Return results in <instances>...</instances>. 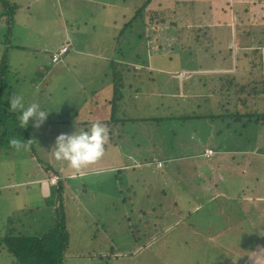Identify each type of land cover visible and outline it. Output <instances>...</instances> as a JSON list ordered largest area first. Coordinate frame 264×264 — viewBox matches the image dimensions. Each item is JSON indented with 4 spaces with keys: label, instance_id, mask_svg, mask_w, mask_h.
<instances>
[{
    "label": "rangeland",
    "instance_id": "obj_1",
    "mask_svg": "<svg viewBox=\"0 0 264 264\" xmlns=\"http://www.w3.org/2000/svg\"><path fill=\"white\" fill-rule=\"evenodd\" d=\"M13 1L19 3L14 7L16 25L14 39L11 38L13 45L5 47L4 33H0V56L2 50L7 49L8 71L5 82L6 86L9 82L11 87L9 97L15 92L23 97L26 105L37 102L47 110L51 108L54 116L59 118L65 115L63 112L67 109L68 99H79L75 94L83 87V82L98 85L95 77L102 74L105 66L98 62L96 58L100 56L97 54H110L112 46L125 42L127 48L131 49L128 58L131 62L119 58L115 60L117 68L114 71L116 69L121 76L113 71L112 75H106L101 99L106 95L104 92L110 96L111 86L119 84L117 78L124 86V91H129L128 86L134 88L140 79L144 98L152 103V99L155 101L152 90H156L155 102L159 101L160 105L157 110L149 105L137 106L140 101L131 94L134 89L127 95L123 93L129 100L123 104L125 116H129L132 122L116 127L124 129L122 135L114 134L112 137L117 145L107 143L100 159L78 171L55 161L50 148L59 134L87 128L95 122L92 120L79 128L72 127L70 120L61 123V126L55 125V130L48 126H32L31 132L37 140L36 157L40 162L36 157L26 155L25 148L0 151L1 236L18 233L38 236L54 226L57 205L51 203L56 196H49L52 191L45 182L57 176L55 188L61 182L62 204L70 235L62 264H243L246 260L248 264H254L262 260L264 212L261 214L260 211L264 210V203H261V210L251 227V221L241 205L244 199L239 201V197L236 198L238 193L233 188L230 189L231 200L212 199L211 196L219 193V190L214 187L213 179L193 182L191 179L201 177L196 173L197 169L188 170L191 181L188 180L186 188L181 182L183 176L172 179L169 176H177L176 173L167 174L169 176H165L164 188L168 184L171 187L163 195L159 189L161 180H154L158 177L152 175V160L165 159L162 155L164 152L182 146L185 151L173 155L180 158L179 162L182 163L183 155L201 153L204 150L202 143L209 148L215 139L222 148L211 166L219 174L236 170L234 159H240L241 154L243 158L240 163H243L244 159L258 152L251 165L254 170L260 159L264 158V119L246 127L241 124L246 122L244 118L235 122L229 120L230 139L228 133L223 131V136L218 135L220 125L215 126L209 118H204L208 110L230 114L248 112L241 101L245 98L243 88L239 89L242 93L238 94L234 92L233 86L223 92L220 88L229 84L231 75H237L235 82L238 86L247 83L245 89L248 92L257 88L252 81L264 79V67H260L261 57L251 56V52L249 55L253 58L249 62L250 58L243 56L244 51H253L256 46L264 45V0H170L168 3L156 0L154 8L158 19L154 24L151 0L143 13L146 20L138 18L137 23L132 22L133 25L127 27L125 33L124 23L143 0H93L90 8L92 18L86 10L89 4L80 3L79 0H46L40 3V0ZM165 4L171 7L167 8V5L169 11L162 13ZM80 8L86 10V17L89 16L85 25L79 17L61 16L68 11L70 15H75ZM28 13L33 17H29ZM212 17H217L218 21ZM3 20L0 19V31L5 27ZM66 42L72 45L69 55L55 68L43 52L48 49L55 51ZM259 48L263 54L264 49ZM134 55H138L139 59L133 58ZM65 64L69 65L68 71L62 67ZM120 65L127 69L136 68L135 76L137 73L138 76L131 80L128 70ZM39 66H43V71L37 69ZM138 69H141L140 72ZM104 71L108 73L106 68ZM129 73L133 77V71ZM109 80L111 86L107 83ZM186 97L188 100H185ZM257 97L261 100L264 90ZM246 103L251 106L254 104L250 101ZM257 103L249 109L262 112L264 103ZM198 104L199 108L196 107ZM87 106L82 99L69 104V107L78 111V114H74L79 115L74 119L75 123L78 120L85 123ZM157 114L168 119H164L163 124L160 122L152 126V121L147 118ZM194 116L200 117L196 121L192 118ZM177 119L181 123L180 129L176 127ZM116 128L113 133L117 131ZM225 147L237 153L227 154ZM204 152L207 157L213 154L212 151L211 154ZM154 161L159 172H166L163 162ZM258 172L256 180H248L249 187L264 179V165ZM224 187L219 185L221 192L227 195L229 191ZM251 189L264 195L262 185H253ZM205 190L210 193L202 194ZM241 190L244 193L247 189L242 187ZM199 192L201 194L198 196ZM152 203L156 206L153 212ZM244 206L248 209L249 202H244ZM153 223L156 231L152 230ZM166 224L171 229L161 231ZM185 224L193 226L194 231L205 236V239L193 236L192 229L185 231L189 228ZM253 246L255 255L259 254L261 259L256 260L249 255ZM6 255L0 254V264H11Z\"/></svg>",
    "mask_w": 264,
    "mask_h": 264
},
{
    "label": "trees",
    "instance_id": "obj_2",
    "mask_svg": "<svg viewBox=\"0 0 264 264\" xmlns=\"http://www.w3.org/2000/svg\"><path fill=\"white\" fill-rule=\"evenodd\" d=\"M150 1L151 0H143L141 5L139 7H137L134 10V12H132V16L130 17V19L126 23H124V25H125L123 27L124 33H125L127 27L130 28L133 25V24H131L132 22L135 21L134 23H137L138 18L143 19V21L146 20V18H143V13L146 10L147 6L149 5ZM158 1H160V0H158ZM169 1L170 0H164V3H168ZM156 3H157L156 0H152V9H154V10H152V17L151 18H152L153 24L158 19L155 17L157 10H156V7L154 8V5ZM18 4L19 3H16L13 0H0V6L2 7V15L0 16V19L4 18V20H3V21H5L4 22V26H5L4 29H6V31H4V29L2 31H0V33H2V34L4 33L3 40L5 41V47H6V45H9V46L13 45V43L11 42V38L14 39L13 32H14V26L16 25V21H14L15 17H13L14 13L16 12V11H14L15 10L14 7H17ZM167 5L168 4H165L164 8L163 9L161 8L163 10V11L161 10L162 13H165L166 10H168L167 8L171 7L170 5H168V6ZM166 6H167V8H166ZM260 10H261V8H260ZM263 11H264V7H263ZM79 18H77V19L81 20L80 22L83 24H84V22H86V20H88L87 19L88 17H79ZM90 18H92V17H90ZM212 19L214 21H218L217 17H212ZM0 22H2V21H0ZM127 25H129V26H127ZM199 27H201V26H199ZM81 29L84 30L83 28H81ZM84 31H82V32H84ZM130 33H132V31ZM244 33H249V32H244ZM118 38H120V37H118ZM85 39H86V37H85ZM116 44L114 46H112L113 50L110 54H106V57L104 55H103L104 57H101V58H104V59H102L103 61H101V59H98L99 60L98 62L102 63L103 67L105 66L104 69L106 68V70H108V73H105V71L103 69L102 74L95 77L96 78L95 80L98 83L97 86H94V85L88 84V83L86 84L85 82L82 81L84 83L82 85L83 87L81 89H79L80 91L78 90V93L75 94V95H78V98H79L78 100L82 99L83 102H86L88 104V106L86 107L88 111L86 110L87 113H86L85 120L91 119V117H92L91 114H92V112H94L93 110H95V108H96V110L99 109V110L103 111V116L105 119L109 118V117H106L105 113H106V110L108 109V106H111L110 101H109L110 99L107 98V96H106L103 99L98 100L101 98L99 94H101L104 91V86H102V83L106 82L104 79L107 77L106 76L107 74L112 75V73L118 72V71H116V69L114 71V68H117L116 64H115V60L117 58L127 61L129 56L131 55V49L127 48V44L125 42L121 43L120 45L119 44L116 45ZM13 47H20V46L14 45ZM48 47H51V46L48 45ZM259 47H261V49H264V45H259V46H256L253 51L252 50L244 51L243 56H244V58H250L251 56H255L257 58L261 57V60L259 59L261 62L260 67L263 68L264 67V52H263V54H261ZM43 50H44V48H43ZM43 50H41V51H43ZM57 50L51 52V50L48 49V51L43 52L45 55H47V59L50 60V62L55 65V68H57L59 66V64L61 63L60 61H65V59H67L65 57H68L69 51L71 50V47L69 46L66 53H64L63 55L60 56L59 61L52 62V55ZM2 51H3L2 56H0V151H3V150H9L10 151V150H14V149L17 150L16 148H14L13 146H11L8 143L10 138L15 137L17 139H22V141L27 142V146L22 147V148L26 149V151H27L26 155L36 157V152H35L36 143L35 142L37 140H36V137L31 132L32 131V120L30 119L29 120L30 123L28 122V124L24 128H22V126L19 125V123H18V120H19L18 113H12L7 109L11 87L9 86V82H8L7 86H6V82H5L6 81V74L8 71V68H7V66H8L7 49L4 48ZM251 52H252V55L250 56L249 53H251ZM138 57H139L138 55L133 56V58H135V59H139ZM252 58H250L249 62H252ZM133 61H136V60H133ZM43 66H39L37 69L43 71ZM120 66H122V65H120ZM62 67H64V69H66V71L69 70L68 64H65ZM240 69H242V68H240ZM237 74H238V72H237ZM117 76H121V73L118 72ZM235 76H237V75L229 76L231 81L230 82L228 81L229 84L222 85L220 88V91H222V92L227 91L230 86H233V88L235 90L234 92L238 94L239 92L242 93L239 89L243 88L245 90V92H244L245 98L242 100L240 98V100L243 103H245L244 109H248L247 110L248 112L241 113L239 111H236L234 114L233 113L230 114L228 112H223V113L214 112L213 113V112H211V110L206 111L207 115H205L204 118H209L211 121H213L215 123V126L217 124H218V126L220 125L218 128L221 130L219 131V134L216 133L218 135L221 134L223 136V133H229L228 132L229 120H231L232 122H235V121H241L242 118H244L246 120V122L244 121V123H241V124L244 127H246V125L253 124V123L255 124L256 122H258V120L264 119V110L262 112H256L255 109L254 110L249 109L250 107H253L254 105L258 104L257 102H259L261 104L264 103V97L261 100L257 97L258 95L260 96V94H262V91L264 90V79L263 80L261 79L258 82H256L255 80L252 81V84L257 85V88L248 92L247 89H245V87L248 84L246 83L244 86H242L243 84H240L238 86L237 82H235L237 79ZM114 79H116V77ZM114 79H112V80H114ZM117 80H118L119 84L115 83V85H113V86H111L112 84H111L110 80L107 81V83H109V85L111 86V89L113 91V95H112V91H111L110 97L113 96L114 100L116 101V104L114 105L115 111H117L116 109H118V108H122L121 105H123L124 103L129 102V100L124 97V94L127 95L128 93H130L129 91H132V89H133V88L129 87V91H124L123 90L124 86L120 84V80L118 78H117ZM101 86L103 87L102 89H101ZM105 86H108V85H105ZM134 88L135 89L132 91L133 93H131V94H133V96H136V98L139 99L140 103L137 106H140V104H142L143 107L149 105L152 108H155L156 110H157V108H159V105H160V104L158 105L159 101L155 102L156 101V97H155L156 93H154V92L156 90H152V98L154 97L155 101L152 99V103H151V102H148V100L146 98H144L143 94H141V92H143V91H142V86L140 84V79H139V82L135 83ZM149 93H151V92H149ZM93 96H95V97H93ZM220 96H222V94H220ZM246 96H247V99H246ZM248 96H251V97L248 98ZM47 99L50 101L49 97ZM93 99H94V101H93ZM159 99L160 98H158V100ZM78 100H76V98L73 99V101L70 99L67 100L68 106L66 105L67 109L64 108V110L65 109L66 110L63 113H65V115H70V116L60 115V117L58 116L59 118H56V116H54V114L52 113L53 111L51 110V108H49L47 110V109H45V107H43L45 110L50 111L49 114H52V115L51 116L48 115L46 117V120H44V122L41 124V126H48V127H51L53 129L55 125L58 124L61 126V123L65 124L70 120L71 121L70 125L72 127L78 128V125L80 126V124H82V122H80V120H78L79 122L75 123L74 121H76V120L71 119L72 117L73 118L75 117L74 114H78V111L75 110L76 108L72 109V107H69L70 103L76 102ZM130 100H131V98H130ZM185 100H188L187 97L185 98ZM222 100H223V98L218 103L220 104L222 102ZM247 101H250L254 104L251 106L248 103H246ZM196 107L199 108L200 104L196 105ZM263 107H264V105H263ZM69 108H71V109H69ZM118 110H120V109H118ZM224 110L225 109H223V111ZM219 111H221V108L219 109ZM88 116L90 117V119H88ZM199 117L194 116L192 118L196 119V121H197ZM169 118L171 119L170 116H169ZM164 119L167 120L168 118L161 117V115H159V114H157L155 117L152 116L150 118H147V120L152 121V126L159 125L160 122H162V124H163ZM139 120H141V118L135 120V122L139 121ZM147 120H145V121H147ZM87 122L88 121H85L84 124H87ZM95 122H100V121H95ZM119 122L121 124H124L125 122H127V119H123V120H121V119L116 120L115 119L113 121H109V119H107V120H103L100 122V123L108 125V132H109V139H110V143L108 142V144H111V142H113V138H112L113 137V134H112L113 133L112 132V129H113L112 126L113 125L112 124H117ZM29 124H31V125H29ZM54 130H55V128H54ZM222 131H223V133H222ZM230 138H232V137H230ZM220 146H222V145H220ZM220 148H222V147H220ZM36 158L40 162V159L38 157H36ZM45 184H48V187L51 188L52 192L49 193V196L53 197L54 194L56 196V198L54 199V202L51 203L52 205H55V204L57 205L56 209L54 211V213H55L54 226L52 228H50L45 234L38 235V236H33V235L25 234V233H18V234L5 235V236H1V234H0V254H2V253L5 255L7 254L6 256L9 258L8 259L6 258V259L11 264H62L64 261L65 253L69 247L70 235H69V232L67 230L66 213H65V210H64V207L62 204L63 197H62L61 191L63 190V187H62L61 182H60L59 187L57 186L56 188H55L56 185L50 186L47 180H46ZM161 192H163V191H161ZM131 205L134 206L133 203H131ZM155 208H156L155 203H152V212L155 210Z\"/></svg>",
    "mask_w": 264,
    "mask_h": 264
},
{
    "label": "crops",
    "instance_id": "obj_3",
    "mask_svg": "<svg viewBox=\"0 0 264 264\" xmlns=\"http://www.w3.org/2000/svg\"><path fill=\"white\" fill-rule=\"evenodd\" d=\"M43 1H46V0H40L39 1V3L40 2H43ZM79 2L80 3H87V4H89V7L86 9L87 10V12L89 13V15H90V17H92L93 16V13H91L90 12V8H92V5H93V0H79ZM105 4V3H104ZM102 6H103V4H101ZM86 10H84L83 8H80V11L78 12V13H76L75 15H70V13H69V11L68 12H66V13H63V14H61V16L62 17H86L85 15H86ZM29 14V17H33L30 13H28ZM89 17V16H88ZM85 41H86V39H84ZM67 43H69L70 44V47H72V45H71V42H67ZM83 45H85V42L83 43ZM50 48V47H49ZM56 50H57V48H56ZM51 51H54V50H51ZM75 52H77V51H75ZM97 56H100V58H96V59H101V61H103L102 59H104V58H101V57H106V54H104V56L102 55H98L97 54ZM125 62H131V61H129V60H124ZM122 68H124V69H126V70H128V74H129V77H130V79L132 78H135L136 76H138V73H137V75L135 76V73L137 72V70H136V68H125V66H122ZM133 71V77H132V74L131 73H129L130 71ZM139 70V72H140V70L141 69H138ZM131 79V80H132ZM134 81V80H133ZM139 81V80H138ZM80 82H82V81H80ZM124 85H126V84H124ZM128 86V85H127ZM128 87H131V86H128ZM134 87V86H133ZM132 88V87H131ZM79 89V88H78ZM133 89H135V88H133ZM113 92V91H112ZM106 95L104 96V97H106L107 96V98H109L110 100V104H111V106H108V109L106 110V113H105V115H106V117H109V118H107V119H109V121H113V120H118V119H121V120H123V119H127V122L129 123V122H132V119L129 117V116H125V111H126V109L124 110L123 108H124V106L123 105H121V107L122 108H118V109H120L121 110V112H120V110H118V109H116L117 111H115L114 110V105L116 104V101L114 100V97L112 96V97H110L106 92H104ZM100 95V94H99ZM169 95H171V94H169ZM93 97H95V96H93ZM92 97V98H93ZM134 97H132V99H133ZM131 99V100H132ZM136 99V98H135ZM98 100H101V98L100 99H98ZM93 101H94V99H93ZM88 111V110H87ZM87 111L85 112V116H86V113H87ZM94 112H92V114H91V119H92V121H103V120H107V119H105L104 118V116H103V111H101V110H99V109H97L96 110V108H95V110H93ZM78 116L79 115H77V116H75L73 119H76V118H78ZM129 117V118H128ZM82 119V118H81ZM88 119H90V117L88 116ZM90 119V120H91ZM85 121H89V120H85ZM127 122H125V123H127ZM125 123L124 124H121L120 122L119 123H117V124H112L113 126V129H112V132L115 130V128L116 127H118L119 125L120 126H123V125H125ZM84 124V123H83ZM83 124H80V126L78 125V128L79 127H81ZM177 126H179V128L178 129H180V126H181V123H180V120L178 119V120H176V127ZM107 127H108V125H107ZM175 127V129L177 130V128ZM117 129V131H115V133H112L113 135L115 134V135H120V133H121V135L123 134V132H124V129H118V128H116ZM242 135V134H241ZM228 136H229V138L231 137V135H230V132L228 133ZM192 138V137H191ZM191 138H189L190 139V141L192 142V139ZM186 139V138H185ZM231 139V138H230ZM187 140V139H186ZM209 141H210V139H209ZM217 140L215 139V141H214V144L212 145V144H210L209 145V148H206V146L204 145V143H202V145H201V147H202V149H204L205 150V152L206 151H208V150H210V151H212V155L210 156V157H207L206 155L204 156V154H203V151H201V153L200 152H198V153H196V155H191V154H187V155H183L182 156V159H181V161H182V163H180L179 161H180V158H178V157H175V156H173V155H177L180 151H182V150H184L183 148H182V146H178V147H176V145L174 146V148L176 147V149H173V148H171L168 152H164L162 155H163V157L165 158V159H161V158H159V159H154V160H160L161 162H163V164H165V170H166V172H159V170L160 169H158L157 167H156V165H155V163H153V162H155L154 160H152V175H153V177H154V175L155 176H157L158 177V179H154V180H156V181H159V180H161V186L159 187V189L161 190V191H163L162 192V194L163 195H166V191H170V187H169V184L167 185V188L165 187L164 188V180H166V178H165V176H169V175H167V174H174V173H176V175L177 176H173V177H171V176H169L170 178H172V179H178L180 176H183L184 178H182V177H180V178H182L181 179V182H182V184H183V187L184 188H186V186H188V184H189V181H191V180H193V182H197L198 181V179H207V180H209V179H213L214 180V183H215V185H214V187H216V188H218V192L219 193H217V194H215L214 196H211V198L212 199H216V198H226L227 200H231L232 198H231V194H230V189H234L235 190V192H237L238 194H236V198H238L239 197V201H241L242 199H244V200H242L243 202L241 203V202H239V203H241V205L243 206V208L245 209V213L247 214V216H248V218L250 219V223H251V227L253 226V221L254 220H256V219H254V218H256L257 217V214H258V212L261 210V203H264V195H262L261 193H259V192H255L254 190H252L251 188H252V186L253 185H259V186H261L262 185V189H263V191H264V179L263 180H261V182L260 183H255V184H253L251 187H249V184H248V180L250 181V182H252L253 180H256V178H258L259 177V169L261 168V166H263L264 165V158L263 159H260V162H258V166H255V170H254V166H251L252 164H253V162H254V160L257 158V156L256 155H259L258 154V152H256L255 154H251L250 156H249V158L247 159V160H245L244 159V161H243V163H240V160L243 158V155L241 154V158L240 159H234V161H235V168H237L236 170H233V172H222L223 174H219V172L216 170V169H214V166H211V164L212 163H214V158L218 155V153L221 151L220 149V145L219 144H217ZM109 143H110V140H109ZM111 144H113L114 146H116L117 145V141H115V140H113V142H111ZM110 144V145H111ZM217 144V145H216ZM251 144V143H250ZM187 146H188V144H187ZM186 146V147H187ZM172 147V146H171ZM182 149H181V148ZM173 149V150H172ZM152 151H155V150H152ZM161 151V150H160ZM159 151V152H160ZM185 151V150H184ZM224 151H225V153H227V154H230V153H232V154H234L235 155V153H237L235 150H229V149H227L226 147H225V149H224ZM175 152V153H174ZM204 152V153H205ZM239 153H242V152H239ZM203 154V155H202ZM208 158V159H207ZM194 160H196V161H194ZM198 160V161H197ZM123 165V164H122ZM217 165V164H216ZM218 165H219V163H218ZM216 167V166H215ZM234 168V169H235ZM111 169H113V168H110L109 170H111ZM193 170V169H197L196 170V173H198V174H200L201 175V177H195V178H193V179H191L190 178V176H189V174L187 173L188 172V170ZM210 169L212 170V172L210 171ZM116 170V169H115ZM263 171V170H262ZM95 172H98L97 170H95ZM159 172V173H158ZM236 173V174H235ZM159 174H160V176H159ZM187 174V175H186ZM238 174H239V176H238ZM261 176V175H260ZM163 178V179H162ZM189 179H191V180H189ZM244 179H247L246 181H244ZM251 179V180H250ZM76 180V179H75ZM189 180V181H188ZM188 181V182H187ZM171 182H173L174 183V181H171ZM173 183H170V184H173ZM40 184V183H39ZM219 185H221L222 187L223 186H225L224 187V189H226L227 191H229V193L227 194V195H224L222 192H221V190H220V188H219ZM173 186V185H172ZM227 186H229V187H227ZM242 187H245L247 190H246V192H242V190H241V188ZM226 190H224V191H226ZM205 192H208V193H210L208 190H205L202 194H204ZM199 194H201V192H199L198 193V196H199ZM245 200H248V201H245ZM244 202H249V208L247 209L245 206H244ZM241 206V207H242ZM248 211H250L249 213H250V216H249V214H248ZM263 212H264V210H261L260 211V213L261 214H263ZM251 217V218H250ZM181 219H182V217H181ZM179 220H177V221H175L174 223H175V225L174 226H176V224H177V222H178ZM169 226L170 225H165L164 226V228L163 229H161V231H163V232H167V231H169L171 228H169ZM173 226V227H174ZM185 226L186 227H189L188 229H186L185 231H189V230H191L192 229V233H193V236H195L196 238H204L205 239V236H203V235H199L198 233H197V231H194V227L193 226H191V225H189V224H185ZM156 229V225L153 223L152 224V230H155ZM182 229H185L184 227H182ZM156 231V230H155ZM255 234H256V232H254ZM195 234V235H194ZM258 234V233H257ZM154 239V237L152 238V240ZM207 239L209 240V241H212L209 237H207ZM214 239V238H213ZM216 242V241H215ZM138 249H140V246L137 248V250ZM255 253H256V251H255V246H253L252 247V250H250L249 251V255H251V257L253 256L254 258H256V260H258L259 258H260V255L259 254H257V255H255ZM263 259L262 260H264V257H262ZM261 259V258H260ZM232 260V259H231ZM262 260H259V261H256V262H254V264H264L263 263V261ZM230 261V260H229ZM229 261H227L226 263H229ZM225 263V262H224ZM251 263H252V260H251ZM235 264H240V263H238V262H235ZM243 264H248V262H247V260L246 261H243Z\"/></svg>",
    "mask_w": 264,
    "mask_h": 264
},
{
    "label": "clouds",
    "instance_id": "obj_4",
    "mask_svg": "<svg viewBox=\"0 0 264 264\" xmlns=\"http://www.w3.org/2000/svg\"><path fill=\"white\" fill-rule=\"evenodd\" d=\"M7 109L12 113H18V123L22 128L28 124L30 119L32 126L38 128L50 112L37 102L26 105L23 97L15 92H12L8 99ZM108 138L107 125L93 122L87 128H82L79 131L59 134L55 138L54 145L50 148L51 156L55 161L62 162L68 168L78 171L103 156ZM8 143L16 149L27 146V142L15 137L10 138ZM46 180L50 186L56 185V183L50 184L49 179Z\"/></svg>",
    "mask_w": 264,
    "mask_h": 264
},
{
    "label": "built area",
    "instance_id": "obj_5",
    "mask_svg": "<svg viewBox=\"0 0 264 264\" xmlns=\"http://www.w3.org/2000/svg\"><path fill=\"white\" fill-rule=\"evenodd\" d=\"M69 46H70V44L67 43V42L64 43V44H62V45L58 48V50H57L55 53H53V55H52V61H54V62L59 61L60 56L63 55L64 53H66V51H67V49H68ZM182 75H184V74H182ZM206 152H207L208 154H211V151H210V150H208V151H206ZM211 155H212V154H211ZM56 181H57V177H56V176H52L51 179H49L50 184H55Z\"/></svg>",
    "mask_w": 264,
    "mask_h": 264
}]
</instances>
